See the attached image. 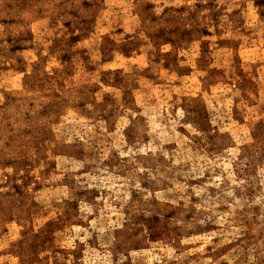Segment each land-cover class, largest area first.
<instances>
[{"label":"rangeland","instance_id":"1","mask_svg":"<svg viewBox=\"0 0 264 264\" xmlns=\"http://www.w3.org/2000/svg\"><path fill=\"white\" fill-rule=\"evenodd\" d=\"M0 264H264V0H0Z\"/></svg>","mask_w":264,"mask_h":264}]
</instances>
